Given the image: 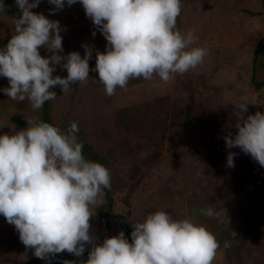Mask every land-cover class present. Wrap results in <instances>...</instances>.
Masks as SVG:
<instances>
[{
	"label": "rangeland",
	"instance_id": "374dc122",
	"mask_svg": "<svg viewBox=\"0 0 264 264\" xmlns=\"http://www.w3.org/2000/svg\"><path fill=\"white\" fill-rule=\"evenodd\" d=\"M8 6L18 9L15 0ZM53 8L40 0L32 11L60 21L64 54L76 50L83 56V43L94 49L88 80L65 92L53 86L57 96L48 103L55 125L66 131L65 123L76 121L82 143L110 169L111 186L106 189L117 216L109 215L103 191L91 206L96 243L125 232L124 217L132 225L131 220L142 221L163 209L214 233L220 247L212 264H264V166L239 147L228 148L224 140L237 131L235 104L249 102L245 118L264 112V0H181L177 28H195L193 46L208 50L203 62L167 82L158 76L131 78L112 95L106 94L95 70V50H105L106 38L79 0L55 12ZM0 30L3 47L14 34L11 15L0 14ZM39 50L51 54L43 46ZM53 75L66 76L67 70L57 65ZM8 86V78L0 77V88ZM41 111L0 92V133L27 127ZM12 116L24 119L25 125L16 124ZM229 151L236 153L234 167L226 163ZM208 207L222 210L224 220L204 215L201 209ZM89 249L86 244L81 256L67 252L32 264H82ZM33 255L15 226L0 215V264H28Z\"/></svg>",
	"mask_w": 264,
	"mask_h": 264
},
{
	"label": "clouds",
	"instance_id": "9594fccd",
	"mask_svg": "<svg viewBox=\"0 0 264 264\" xmlns=\"http://www.w3.org/2000/svg\"><path fill=\"white\" fill-rule=\"evenodd\" d=\"M48 2L55 5L50 10L55 12L77 0ZM79 2L107 41L104 51L95 50V70L107 95L124 88L131 78L158 76L167 82L197 67L208 54L205 47L193 46L198 39L195 28L185 32L177 28L181 0ZM15 3L20 15L14 21V34L0 47V77H7L10 86L0 92L13 100H27L33 110H39L57 96L53 86L65 92L76 82L88 80L94 49L83 43V56L76 50L64 54L60 21L32 11L40 0ZM5 8V0H0V13ZM41 46L51 54L41 55ZM57 65L67 70L66 76L53 75ZM248 104H235L237 131L226 134L224 140L228 148L239 147L264 166V112L245 118ZM78 131L76 121L62 131L33 119L25 128L0 133V215L15 226L35 256L48 260L63 251L81 256L87 244L88 258L82 264H212L220 247L214 233L204 224L173 218L163 209L142 221L131 220V241L120 230L96 243L91 206L111 186V174L106 165L85 157ZM235 155L228 152V167H234ZM201 211L224 220L222 210ZM229 246L225 241L224 247ZM64 264L77 262L65 260Z\"/></svg>",
	"mask_w": 264,
	"mask_h": 264
},
{
	"label": "trees",
	"instance_id": "16d2710c",
	"mask_svg": "<svg viewBox=\"0 0 264 264\" xmlns=\"http://www.w3.org/2000/svg\"><path fill=\"white\" fill-rule=\"evenodd\" d=\"M12 2V0H5V4H6V8L5 11L3 13V15H11L13 17V20L15 21V19L20 15V10L15 8V7H9L8 5ZM42 111H41V115L39 117V120H44L46 122H49L51 124H53L54 126L55 123L52 120V117L49 113V103L48 101H45L43 106H42ZM16 124H18L19 126H24L25 125V121L22 118H19L18 116H12L11 118ZM73 120H69L67 123H65V129L67 130L68 127L70 126L71 122ZM80 134H81V130L79 128V131L76 133L78 139L81 141L80 139ZM82 142V141H81ZM83 154L85 155L86 158L94 160V161H98L101 162L103 164V160L104 158L99 157L95 152H93L91 150L90 145L88 144H83ZM103 191L105 192V197L107 198V211L109 213L110 216H117L116 214H113V210H112V205H113V200L111 195L109 194V191L104 188ZM119 217L123 218L124 216L119 215ZM124 219V229H125V235L128 237V239L131 241V231H132V225L130 224V221L128 218H123ZM65 253H67V251H63L61 253H57L54 256L51 257H55V258H59L61 256H63ZM43 261H45V259H41L35 255H33L29 260H28V264H32V263H42Z\"/></svg>",
	"mask_w": 264,
	"mask_h": 264
}]
</instances>
